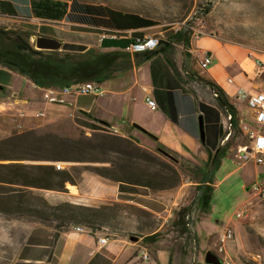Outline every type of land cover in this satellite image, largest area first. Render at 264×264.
Segmentation results:
<instances>
[{
    "label": "crops",
    "instance_id": "obj_1",
    "mask_svg": "<svg viewBox=\"0 0 264 264\" xmlns=\"http://www.w3.org/2000/svg\"><path fill=\"white\" fill-rule=\"evenodd\" d=\"M73 4L74 0H0V19L15 25L24 23L35 35L80 44L101 53L123 52L130 40L147 36L161 35L160 43L169 46L159 45L163 48L160 52L158 47L145 54H129L128 68L101 84L104 95L100 98L62 96V102L48 103L42 98L45 89L36 87L28 79L30 86L25 90L4 88L11 90L12 101L8 105L23 125L33 126L32 122L34 124L36 120L41 122L36 128L52 129L61 121L71 119L75 127L82 130H115L132 136L143 148L163 147L171 155L188 161L189 169L194 171L205 172L207 151L213 154L217 148L223 149L226 156H230L235 142L231 135L225 139V113L213 103L207 88L196 90L192 86L191 77L198 69L196 59L201 54L210 55L211 64L206 71L199 72L200 77L213 82L224 93L235 108L239 127L241 121L248 119L241 116L247 107L243 103L236 104V96L240 90L253 95L264 91L256 77V62H264V54L212 36L190 37L187 45L172 43L175 32L169 29L158 32L157 23L146 24L145 17L130 15L132 12L111 10L103 19L106 26L78 23L70 19L76 15L72 11ZM108 31L125 34L100 44L98 35ZM147 99L155 103L156 110H150ZM211 109L216 113L217 124L209 117L204 124L198 114L208 115ZM38 113L43 116L36 117ZM199 118L203 123V141ZM132 123L147 130L156 140L133 129ZM192 178L182 187L195 186L196 179ZM72 187L74 191L69 187L67 196L74 204L96 209L112 204L131 205L145 211L157 224L147 228L129 220L126 226L107 223L99 230L79 225L54 229L41 223L26 222L18 228L21 240L12 264H196L199 260L198 251L163 236L173 208L187 192L185 188L151 192L145 187L110 181L87 172ZM78 227L82 232L77 230ZM154 234H157L155 242L143 241ZM99 238H107V243L100 246ZM131 238L138 240L133 242ZM144 254L147 259L143 258Z\"/></svg>",
    "mask_w": 264,
    "mask_h": 264
},
{
    "label": "rangeland",
    "instance_id": "obj_2",
    "mask_svg": "<svg viewBox=\"0 0 264 264\" xmlns=\"http://www.w3.org/2000/svg\"><path fill=\"white\" fill-rule=\"evenodd\" d=\"M74 1L89 6L116 9L120 12H132L151 18L159 26L156 29L158 32L169 29L174 33L180 29H186L190 33L189 37L212 36L221 39V41L238 43V45L245 46L255 53L264 54V0ZM208 5H211L210 10L208 13H204V8ZM0 29L15 32L23 38H28L33 47L34 39L38 37L24 23L15 25L4 18L0 19ZM29 34H32V36L29 37ZM203 56L201 54L197 59L203 58ZM199 72H201L199 69L194 71V75L191 77L192 86L196 90L207 88L213 103L217 105L212 95L213 91L206 87ZM0 86L12 88L15 91L16 89L25 90L29 88L30 84L26 78L16 75L14 70L0 67ZM10 94L11 90H0V155L30 158L32 152L29 147L16 146L12 141L15 137L30 132L37 137L47 134L64 138V140L82 141V143L89 144V147L85 145L81 148H86V154L92 160L91 162L58 161L53 163L54 166L60 165L61 169L69 171L73 185L78 183L83 173H92L89 169L93 167L107 169L116 179L140 177V179L148 180L156 187L162 181L166 184L170 183L172 174L169 170H176L180 175V179L175 187L166 191H176L181 187L183 190L185 188L187 192L173 208L171 220L168 221L166 230L163 231L164 238L176 244L188 245L198 251L196 255L199 254V260L196 261V264H204V255L207 251L212 252L223 261L222 256L215 251L217 238L225 231L226 227H230L234 236L225 248L229 257L228 263L264 264V200L252 197L250 191L247 190L249 185L253 183L264 184V166H254L252 161L239 168L234 165L232 160L234 150L237 146L246 144V140L238 131L234 129L230 131L235 147L233 146L230 156L227 155L223 159L218 171L215 173L216 186L210 200L209 212L202 214L198 206L192 203L196 196V187L194 185L182 187V184L184 185L187 181L193 179L190 174L193 169H189L190 164L188 161L166 152L173 158L168 159L157 151V147L143 148L140 146L139 141L126 133L118 132L115 134L109 130H104V132L91 131L92 129L82 130L75 127L76 124L71 119L61 121L52 129H47V127L36 128V124H41L40 121L36 120H34V124L32 122L33 126L23 125L13 108L8 105L12 101ZM249 112L247 108H244L241 116L248 118L250 116ZM198 115L202 116L203 123L209 117V120L217 124V116L212 109L208 115L202 112ZM75 121L77 122V120ZM207 131H209L208 128ZM225 132L227 134L226 129ZM104 134L114 135L116 138L122 139L131 137L135 141L134 144L131 143L133 147H141L142 149H137L143 150L144 153L132 150V148L124 146L123 142L111 138V143L103 144L101 137L105 136ZM8 162L4 161L2 163ZM20 163L35 164L36 162L23 160ZM187 170L191 172H187ZM69 187L74 191L72 184L66 183L64 185L65 192L34 190L31 193L34 197L43 199L50 206L61 203L79 205L72 203L67 196ZM149 191L158 192V189ZM33 202L36 205H43L37 199H34ZM101 208H105L102 211L104 213L103 223L123 227L128 224L129 220H133L144 227L146 225L147 228H154V224L155 226L157 224L145 211L131 205L112 204L101 206ZM181 213L184 214V221L186 220L185 217L188 216L190 226V229L185 228L184 232H181L175 225L177 219L181 218ZM236 213L243 214L240 218H236ZM26 222L34 224L40 223L41 220L26 213L12 217L0 214V264H12L15 260L16 248L21 240L20 229L18 228ZM49 223L53 226L63 225V228L76 224L72 222L62 224V221L53 218ZM79 226L88 228L85 225Z\"/></svg>",
    "mask_w": 264,
    "mask_h": 264
},
{
    "label": "trees",
    "instance_id": "obj_3",
    "mask_svg": "<svg viewBox=\"0 0 264 264\" xmlns=\"http://www.w3.org/2000/svg\"><path fill=\"white\" fill-rule=\"evenodd\" d=\"M210 8L211 5L204 8V13H208ZM111 10L118 11L101 6L84 5L74 1L72 11L76 15L70 17V19L78 23L106 26L107 22L103 19H106V16ZM118 13L124 12L118 11ZM130 15H134L135 17L141 16L135 13H131ZM143 21H146V24L152 26L156 24L151 18L147 17ZM31 35L29 34V37ZM189 35L190 33L186 29H180L175 32L170 42H181L183 45H187L190 39ZM160 45H164L165 47L169 46L168 43L163 42ZM162 49L159 47L158 52L162 51ZM129 58V54L124 52L112 51L101 53L93 49L85 53L37 51L30 44L28 38H23L20 34H15V32L0 29V67L14 70L18 75L30 80L33 85L42 89L68 88L74 83L88 81H97L99 84H102L113 78L120 71L127 69ZM203 82L216 94L214 99L219 109L231 115L232 128L237 131L238 122L235 116V108L229 104L224 93L216 84L205 80ZM104 135L101 137L104 142L103 144L111 143V138L115 141L123 142L124 146L132 148V150L144 153L143 150L137 149L141 147H133L132 144L135 141L131 137L122 139L116 138L114 135ZM12 141L16 146L29 147L32 156L29 158L0 155V214L12 217L26 213L27 215H33L39 218L41 220L40 223L44 224V226L53 227L54 229H60L64 226L51 225L49 223L51 218L62 221V224L72 222L76 223L74 225H85L88 228H101L107 224L103 223L104 213L102 211L105 208L100 207L96 209L70 203L50 206L43 199L34 197L31 193L34 190L65 192L64 185L66 183L73 185L74 183L71 180L69 171L57 169L53 163L58 161L71 163L91 162L92 160L86 154V148H81V146L85 145L89 147L88 143L64 140V138L47 134L37 137L30 132L15 137ZM157 148L166 151L161 146H157ZM207 155V162L204 164L205 172L196 169L190 173L196 179L195 182L197 183L195 185L196 196L192 203L198 206L202 214L209 212L210 200L213 193L212 181L214 180L216 171L219 169L221 161L226 156V151L217 148L213 154L207 151ZM23 160L36 163H20ZM4 161L9 162L2 163ZM89 171L100 178L110 181L145 187L148 190L158 189V191H166L175 187L180 179V175L176 170H169L172 174L170 183L166 184L162 181L156 187L148 182V180H142L140 177L116 179L105 168L93 167ZM34 199L41 201L43 205H36L33 202ZM185 224L184 214L181 213V218L177 219L175 225L181 232H184ZM156 238L157 234H154L150 237L146 236L143 238V241L155 242Z\"/></svg>",
    "mask_w": 264,
    "mask_h": 264
},
{
    "label": "built area",
    "instance_id": "obj_4",
    "mask_svg": "<svg viewBox=\"0 0 264 264\" xmlns=\"http://www.w3.org/2000/svg\"><path fill=\"white\" fill-rule=\"evenodd\" d=\"M123 32L118 31H108L102 32L98 35L97 41L101 44L104 40L107 39H116L124 35ZM161 35L158 36H147L144 38H137L130 40L127 45L124 47L123 52L130 55L143 54L149 51H155L158 49L161 41ZM211 64V57L208 54H205L203 58L196 60V65L199 70L206 71V69ZM256 77L263 86H264V62H256ZM42 92V98L48 103H58L62 102V96H94L102 97L104 95V90L97 81H88V82H78L72 84L68 88H44ZM213 97H216V94H212ZM146 103L151 111L156 110V105L150 99L146 100ZM243 103L246 105L247 109L250 111V116L248 119L241 121L237 131L243 138L246 140V144L236 147L232 155V160L236 167H241L245 163L252 161L254 166H264V91H259L256 94L240 90L236 96V104ZM225 116V129L227 130V135L225 139H228L230 136V131L232 128L231 124V115L227 112ZM42 113L36 114V117H42ZM115 134L118 133L115 130L112 131ZM55 168L61 169L60 165H55ZM248 191L252 197L264 200V184L253 183L249 185ZM243 213H236L235 217L240 218ZM186 218L185 228L190 229L188 216ZM79 232H82L81 228H77ZM184 236V235H182ZM233 232L230 227H226L225 231L219 235L217 238V248L216 253L222 256V262L224 264H229V257L226 252V244L233 239ZM107 243V238H99L98 244L100 246ZM143 258L147 259V256L144 254Z\"/></svg>",
    "mask_w": 264,
    "mask_h": 264
},
{
    "label": "water",
    "instance_id": "obj_5",
    "mask_svg": "<svg viewBox=\"0 0 264 264\" xmlns=\"http://www.w3.org/2000/svg\"><path fill=\"white\" fill-rule=\"evenodd\" d=\"M34 49L37 51H49V52H66V53H85L88 51L87 47L80 45V44H70L66 42H60L58 40L49 38L47 36H38L34 39ZM0 89H2L0 87ZM133 129L149 136V138L156 140L154 136H152L147 130L143 129L137 124L132 123ZM199 131H200V137L201 140H204L203 136V123L201 121V118H199ZM157 151L166 156L168 159H173L171 155L167 154L166 151H163L159 148H157ZM133 242H136L137 238H131L130 239ZM204 264H223V262L215 256L210 251H207L204 255Z\"/></svg>",
    "mask_w": 264,
    "mask_h": 264
}]
</instances>
